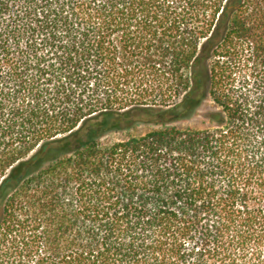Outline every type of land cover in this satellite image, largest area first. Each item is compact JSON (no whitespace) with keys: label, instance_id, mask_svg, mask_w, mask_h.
I'll return each instance as SVG.
<instances>
[{"label":"trees","instance_id":"1","mask_svg":"<svg viewBox=\"0 0 264 264\" xmlns=\"http://www.w3.org/2000/svg\"><path fill=\"white\" fill-rule=\"evenodd\" d=\"M0 264H264V0H0Z\"/></svg>","mask_w":264,"mask_h":264}]
</instances>
